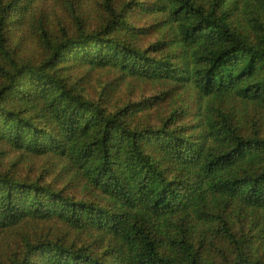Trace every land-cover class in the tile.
<instances>
[{
	"label": "trees",
	"instance_id": "1",
	"mask_svg": "<svg viewBox=\"0 0 264 264\" xmlns=\"http://www.w3.org/2000/svg\"><path fill=\"white\" fill-rule=\"evenodd\" d=\"M0 264H264V0H0Z\"/></svg>",
	"mask_w": 264,
	"mask_h": 264
},
{
	"label": "rangeland",
	"instance_id": "2",
	"mask_svg": "<svg viewBox=\"0 0 264 264\" xmlns=\"http://www.w3.org/2000/svg\"><path fill=\"white\" fill-rule=\"evenodd\" d=\"M143 88H147L146 86L144 85H141V84H136V83H132V82H124L121 86V92L122 94H125V93H131V92H136L138 90H142ZM157 111V107L156 105H154L150 111V113L152 112H155Z\"/></svg>",
	"mask_w": 264,
	"mask_h": 264
}]
</instances>
